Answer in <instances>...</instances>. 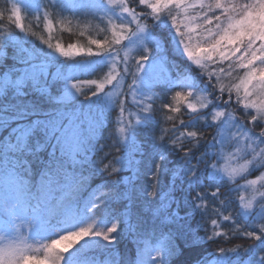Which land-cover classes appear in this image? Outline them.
Listing matches in <instances>:
<instances>
[{
	"label": "trees",
	"instance_id": "16d2710c",
	"mask_svg": "<svg viewBox=\"0 0 264 264\" xmlns=\"http://www.w3.org/2000/svg\"><path fill=\"white\" fill-rule=\"evenodd\" d=\"M88 1L38 0L36 7L23 3L19 19L17 0H0V175L6 180L16 175L29 184L33 193L23 208L29 212L42 208L41 200L34 202L42 187L58 195L66 186L85 180L81 194L70 204L79 222L70 227L78 228L83 216L93 232H107L115 223L116 231L111 233V243L94 236L97 243L78 251L69 264H261L256 256L264 251V236L255 242L245 237L243 231L259 229L247 227L253 217L238 215L237 210L243 197L244 203L255 208V220H264L259 204L264 201L263 186L250 187L264 166L253 165L234 179L221 175L226 159L238 146L235 140L222 139L226 119H211L219 108L216 95L221 98L222 94L228 105L233 99L225 91L245 72L238 66L242 55L216 57L202 69L192 66L190 71L185 58L162 45V40L168 42L167 36L181 39L172 24L175 17L176 26L185 32L184 40L192 47H207L206 29L213 32L217 23H225L233 14L227 6L253 0H220L223 9L215 7L216 0H182L179 7L169 3L158 17L139 0H122L136 14V21L128 13L122 15L121 0L107 16L100 14L106 0ZM138 24L147 30L148 40L125 57L127 41L137 33ZM113 31H123L128 39L103 48L91 43L113 41ZM56 45L71 54L61 55ZM156 46L160 52L153 54ZM114 54L116 74L109 60ZM141 55L147 59L142 61ZM150 61H160L165 70L149 77V97L132 102L138 63ZM185 72L195 78L200 75L201 83L212 82L213 77L220 80L214 93L211 84L208 88L197 83L195 94L186 98L199 107L210 101L197 112L188 109L189 103L182 104L179 112L171 110L176 108L172 82ZM110 74L122 82L123 92L108 105L106 94L113 86L97 91V85ZM71 83L78 89L77 96L65 100ZM149 103L152 108L144 112ZM241 125L235 118L229 131L250 130L248 123ZM187 131L202 134L195 147L192 138L181 135ZM172 139L192 151L185 155L170 143ZM250 155L237 158L236 164L248 163ZM194 165L197 176L190 178ZM113 168L118 171L114 173ZM217 188L220 191L213 195ZM225 215L231 219L224 220ZM65 216H57L61 226L54 230L64 225ZM165 216L170 219L165 221ZM2 217L9 222V216ZM32 239L41 240L39 235Z\"/></svg>",
	"mask_w": 264,
	"mask_h": 264
},
{
	"label": "rangeland",
	"instance_id": "374dc122",
	"mask_svg": "<svg viewBox=\"0 0 264 264\" xmlns=\"http://www.w3.org/2000/svg\"><path fill=\"white\" fill-rule=\"evenodd\" d=\"M37 1L38 0H17V3L15 5V13L17 18L19 19L21 18L23 3L29 5V7L31 6L36 7L35 4H37ZM79 1L80 0H70V2H74V3H80ZM90 1L94 2L93 0ZM155 2L156 0H148V4ZM148 4L144 5L145 10H147ZM98 5L95 6V9L99 7ZM102 6H103L102 12H100V14L101 15L104 14L105 16H107V14L111 12V8H113L115 5L110 6L106 2V4L104 3ZM124 14L127 13L125 12L122 13V15ZM229 17L231 19H238L239 18L238 11L233 12V14ZM229 22H231L230 19H227L225 23L221 22L220 24L221 28H226ZM137 26H139L137 33L134 34L129 41H127V45H129L128 46L129 49L127 52L124 53L125 57L131 56L134 53L133 51L136 50L138 46L144 45V42L148 40V32L145 28H143L144 26L142 27V25L139 24ZM216 30L217 28L214 29L213 33H215ZM167 39L168 42L162 40V45L166 47L165 49L170 50L174 55L176 56L180 55L183 58H185L186 61L189 62L188 65L186 64L185 68L189 69L190 71L192 70L191 68L192 66L202 69L204 66L207 65V61L209 62V60H205L203 57L201 58L200 63H196L195 61L189 59L187 54L184 52L183 44L181 42L182 38L180 39L174 36H167ZM184 42L189 43V41L186 40H184ZM258 46L259 45L257 42L256 47L258 48ZM159 52H160V48L157 46L154 47L153 54H157ZM239 55H243V49L241 50ZM218 59L221 58L218 57ZM109 60H110V65L112 66V73L116 74V72L118 71V65H117L118 58L114 54L109 58ZM73 67L76 68L77 66L76 65L69 66V68H73ZM164 67L165 66L162 65L160 61L157 64L151 61L142 64V67H140L137 70L136 73L137 81L134 83L135 87L133 93L130 94V100L132 102H136V103L141 102L140 101L141 99L149 97V89L147 85L149 77L151 78L155 76L157 72H160V70L164 71L165 70ZM255 67L260 68V67H264V65H261L257 62ZM113 74H110L109 78L113 76ZM192 74L191 72H185L183 75L177 77L172 82V87H171L172 88L171 96L173 100L172 103L176 107H180L182 106V104L189 103L186 101V98H189L190 96H193L195 94L194 92L196 90L197 83L200 84V86H205L208 88L210 87L211 84L212 85L211 92L213 93L218 89V84L220 82V80L218 79L219 77L216 78L213 77L212 82L210 81L205 83L204 81L201 83V80L199 78L200 75H198V77L195 78V76L193 77ZM197 74L199 73L197 72ZM244 74L245 72L242 74V78ZM242 78L239 77L238 81L235 84L239 83ZM107 79L103 82V84L105 85L104 89L107 85L113 86V89H111L106 94V98H107L106 101L108 105H111L113 104V101L119 96V94L123 92L122 89L123 84L121 81L118 80L116 81L113 80L112 84H107L106 83ZM253 84L255 85L254 91L256 93L253 99L257 101H264V88H262V86L257 80H254ZM177 91H180L182 93V97L179 100L173 99ZM225 92L226 94H228V96L233 95V99L229 102V105H228V101L222 100L223 97L222 94H219L221 98H219V96L216 95L215 101L213 100L214 102H216V104H218L219 108L217 111H223L225 113L224 117L222 116L220 118V119L222 118L226 119V121H224L225 126L223 127L224 130H222L221 136L222 139H224L225 141L228 139H232L233 141L235 140L237 142L238 148L237 150L233 151V153L230 154V156H228L224 164V167L222 169V172H220V174L229 177L231 179H234L244 174L248 169L252 167L246 162L241 164L239 163L236 164V160H239L237 158L239 157L240 159L244 158L246 152L251 153L252 147H254V145L248 143L249 141L247 140V138H243V134L247 133L248 136L257 139L258 138L257 132H259L260 130L258 128H254L252 130L253 126L249 125L248 123L247 117L252 114V110L250 109L246 110L243 108V104L238 103V100L243 99L244 96L243 90L241 89L239 95H237L233 84L230 87H227ZM77 93H78L77 87L71 83L68 85V88L65 91L64 99L65 100L74 99L77 96ZM196 96L198 97L201 95L197 94ZM232 101H234V103H232ZM189 104L194 106L197 110H200L202 108L191 102ZM234 104L237 105V110L235 107H233ZM253 111L255 112L254 109ZM235 118L239 120L242 123V125L248 123L250 130L242 131V129L238 127L237 129H233L234 131H229V129L231 128L230 126L231 124L234 123ZM238 131H240L241 133L238 134ZM257 143L264 144V138H258ZM260 148H264V145H261ZM260 148L256 149L255 155L259 154ZM254 180H256V183L255 184L251 183L250 184L251 188L252 187L254 188L255 185L257 188L258 187L260 188V186L262 187V185H264V177L259 176V178H256ZM84 184H85V180L82 182L77 181V183L72 184L71 186H66L67 188L65 190H62L58 195L54 191L48 189L47 187L46 188L42 187L43 189L38 190V195L35 194L36 198L34 199L35 203L37 200H41L42 208L38 210L35 209V211L29 212L26 209H23L24 205H26L27 203L26 201L27 196L33 193L29 189V184L18 178L16 175H11L10 178L7 180L0 175V249L13 250L17 252V254H24L27 256L42 257L44 255V245L50 243L51 240L57 239L60 236L64 235L65 233L78 231L80 228H87V227L92 228L90 221L88 222L84 221L83 216L80 219L81 224L79 225L78 228L74 229L70 227L73 226V223L79 222L76 219H74L75 214L73 213L70 204L76 202L78 196L81 194L83 190V187H85ZM262 190L264 191V186L262 187ZM60 213H66V216L62 219L64 225H62V227L58 229V231H56L54 230L55 229L54 227L61 226V224L57 223L56 221V218ZM4 214L9 216V222H6L7 220L5 221L4 218L2 217ZM114 225H116V223ZM37 235H39L41 238V240H39L40 242L34 241L32 239L33 236H37ZM95 239L96 238L94 236H86L80 241H78L67 253L64 254V259L62 261V264H69L70 258L74 256L78 251L80 252L82 250H86L87 248L97 243ZM58 247H62V245ZM28 264H36V262L29 261ZM39 264H45V262L41 260ZM209 264H214V261H210Z\"/></svg>",
	"mask_w": 264,
	"mask_h": 264
},
{
	"label": "snow or ice",
	"instance_id": "6c2138e0",
	"mask_svg": "<svg viewBox=\"0 0 264 264\" xmlns=\"http://www.w3.org/2000/svg\"><path fill=\"white\" fill-rule=\"evenodd\" d=\"M107 4L110 6L116 5L117 0H106ZM176 3V6L179 7L182 0H156L155 3L148 4V0H139L141 5L148 4V7L151 9V15L159 16L162 13V9L166 8L169 3ZM121 10L125 13H128L132 16L133 20L136 19V14L131 12V10L123 6L121 0ZM215 7L217 9H223L225 6L221 4L220 0H216ZM239 9L238 19H231L230 17H226V19H230L231 22L228 23L226 28H221V25L217 23L216 28L217 31L213 33L210 29H206L208 31V40L206 41L207 47H200L197 45L196 47H192L190 43L184 42L185 32L181 31L178 26L175 24V17H173V26L176 29L178 35L182 38L181 42L183 44L184 52L187 54L188 58L195 61L196 63H200L201 58L203 57L205 60H213L216 57L221 59H229L231 56L240 53L243 49V55L241 56V60L239 63V67L245 69V74L239 83L234 85L235 91L237 95H239L241 89L243 90L244 96L243 99L238 100L239 104H243V108L248 110H252V114L247 117L249 125H252V130L254 128H258L260 131L258 133V138H264V101H257L253 99L256 95L254 89L255 85L253 84L254 80H257L262 88H264V67L257 68L255 67L258 62L261 65H264V0H253L251 3H245L243 5L233 4L227 6V10L229 12H236ZM215 19L217 21L220 20L219 16H216ZM207 23L211 24L212 21L205 17ZM16 27H20V23L16 22ZM123 28V25L121 26ZM130 30V29H129ZM190 31H195V29H191ZM128 36L124 34L123 31L117 33L113 31V41H106L102 44L100 40H92L91 43L96 45L97 47L103 48L104 44L115 43L116 45L121 44L123 40H127ZM258 42V48L256 47ZM48 47H52L51 44H48ZM70 49H74V45H69ZM56 52L60 53L63 56H68L71 53L64 51L60 45H56ZM88 54L92 55V50L88 49ZM147 57L141 55V60H146ZM142 67L138 63V68ZM113 80H117L116 76H111L107 79V84H112ZM88 83H95V81H88ZM135 83V79L133 80V84ZM104 84L101 83L97 85V91H101L104 89ZM78 91V89H77ZM220 92L223 93L224 89L221 88ZM182 97V93L177 91L173 97L175 100H179ZM210 103V101L208 102ZM208 103L201 105L202 108H206ZM169 107L168 104H165V108ZM188 109L191 112H197V109L189 104ZM152 108V104H148L143 107L144 112H148ZM255 110V112L253 111ZM123 108H121V112H123ZM174 112H179L180 108H172ZM223 111H216L214 115H212L211 119L213 121L219 120L222 116H224ZM183 123V122H181ZM175 129V128H173ZM121 131H125V129H121ZM181 135L185 138H192L193 147L199 142V137L202 136L201 133L198 134L197 131H187L186 133H181ZM165 136L161 135L159 137L160 140H163ZM243 138H247L254 145L251 150L252 159L248 160V164L250 166L261 167L264 166V148H260L261 143H257V139H254L251 136H248L247 133L243 134ZM177 149H180L185 155L189 154L192 149H187L184 147V144L177 143L175 139H172L170 142ZM239 145V143H238ZM260 148V152L258 155H255L256 149ZM248 153L246 152L245 158L248 157ZM215 167V162L212 164ZM197 166H193V170L190 173L191 177L197 176L196 171ZM112 171L115 173L118 169L113 168ZM261 176L264 177V170H261ZM252 184L256 183V180L251 181ZM264 186V185H262ZM219 188L216 189V192L213 193L215 195L219 192ZM148 195L154 196L153 193H148ZM201 195V193H197V196ZM264 197V194L261 195ZM261 205L262 210H264V201L259 203ZM200 207V205H197ZM167 207V205H165ZM254 209L250 204L244 203L243 197L240 198L239 208L237 210V214H243L246 216L253 217L252 223L247 227L255 226L259 231H243V235L252 241H260L262 236H264V220L261 222H257L255 220ZM165 221L169 220L170 217L165 216L163 218ZM224 220H230L231 217L225 215L223 217ZM257 223L259 226L257 227ZM215 224V221H213ZM116 231V225H113L111 228L107 230V232H93L91 227L80 228L78 231L68 232L64 235L60 236L57 239H53L50 243L44 245V255L42 257H33L27 256L24 254H17V252L8 249H0V264H28L29 261H34L36 264L42 260L45 264H62L64 259V254L67 253L78 241L83 239L86 236H98L102 237L105 241L113 242V237H111V233ZM219 235V233H217ZM211 239V237H208ZM62 247H58L61 246ZM252 245H249L251 247ZM236 249H231V251H235ZM247 249H245L246 251ZM157 256L160 255L159 252L156 253ZM256 260L260 261L261 264H264V251L260 252L256 256Z\"/></svg>",
	"mask_w": 264,
	"mask_h": 264
}]
</instances>
